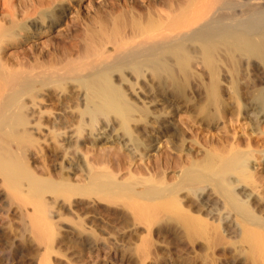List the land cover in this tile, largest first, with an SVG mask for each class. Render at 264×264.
Returning a JSON list of instances; mask_svg holds the SVG:
<instances>
[{
	"label": "bare ground",
	"instance_id": "bare-ground-1",
	"mask_svg": "<svg viewBox=\"0 0 264 264\" xmlns=\"http://www.w3.org/2000/svg\"><path fill=\"white\" fill-rule=\"evenodd\" d=\"M0 189L32 207L37 264L82 200L146 227L110 231L141 264L152 235L223 233L264 264V0H0Z\"/></svg>",
	"mask_w": 264,
	"mask_h": 264
},
{
	"label": "rangeland",
	"instance_id": "rangeland-1",
	"mask_svg": "<svg viewBox=\"0 0 264 264\" xmlns=\"http://www.w3.org/2000/svg\"><path fill=\"white\" fill-rule=\"evenodd\" d=\"M3 195H4V191L2 189H0V264H37L36 259L38 258L39 254L42 252L44 245H43V243H41L42 245L40 246L39 245L40 243H38L39 241L36 242V239L34 238V234H32L30 232L31 230H29L27 215L29 214V212H31L30 210L32 207L29 204H27V206L26 205L24 206L22 204V206H21V203H20V206L22 207V209L20 208L21 209L20 210L19 209L20 206L19 207L17 206L19 203L17 205H15L16 202H15V204L10 203L11 205L8 203V205H9L8 206L6 204L7 200L4 198ZM59 200L61 201L62 199H59ZM61 202L62 203H60V205L64 204L66 201L63 202V200H62ZM86 202H88V201L82 200L81 202H78V203L74 202L75 204L74 203L72 204L69 202L70 205L72 204L71 206L66 204V203H68V202H66L65 203L66 206L62 205L61 207L62 208L64 207V208L60 209L61 211L59 210L58 213H56L57 211L56 212L54 211L55 208H54V210H52V212L54 211L55 213L51 212V215L53 216L51 219L54 220V224L56 223L54 225V226H56V228L54 227L55 233L58 232L57 234L54 235V241L55 240H58V241H55L56 243L53 241L52 245H53V248H55V250L58 253L56 255L52 254V262L51 263L52 264H141L140 261H137L139 258L137 259L133 255V252H132L133 250L128 249L130 252H128V250H126L127 252H125V254L123 253V251H122L123 255L120 254L119 251H120V249L122 250L121 243H120L121 241L118 243L112 238L115 237V235H114L115 233L119 234L122 232H124L126 235L127 234H129V235L133 234L132 236H134V234H135V236L137 237L138 235L140 236L143 232L145 233L146 227H144V225L142 223L137 224V222H135V221H133V223L134 222L135 223L132 224L131 218H128V217H116V215H112L113 214L112 210H108V209L107 210H101V206H99L100 208L98 209V206L94 202L93 203L88 202V205ZM82 204H84V206ZM89 204H92V206L91 205L89 206ZM67 205L69 206V208ZM28 206L31 208H28ZM86 206L88 209L86 208ZM72 207L76 208L75 211ZM58 208H60V207H58ZM58 208H56V210ZM80 208L83 211H81ZM23 209H25V210H23ZM92 210L94 213H97V214H98V212L100 213V211H101V214L104 216L102 217V216H100L101 214H99L97 217V214H96V217H94L95 214L92 212ZM96 210H97V212H96ZM106 211H108V212H106ZM110 211L112 212V214ZM20 212H22V213H20ZM62 212L64 213V215ZM66 212H74L73 214L78 212L77 214L78 215L81 214V216H83V217L81 218V217L77 216L78 218H80L77 220V217H74L75 215L72 216L73 214L66 213ZM82 212L85 214L88 212V213H90V216L88 214L85 215ZM105 212L107 213L106 216H105V214H103ZM59 213H62V214H60V216H59L58 215ZM25 214H26V216H25ZM56 214L58 215V217L55 216ZM91 214H92V216H91ZM65 215H66V217H65ZM68 215H70V217ZM109 215L112 217H109ZM61 217H62V220H61ZM64 217H65V219H64ZM68 219H69V221H68ZM129 219L131 221H128ZM228 219L229 218L227 217V218L223 219L222 222H223V225H225V226L227 225V227L230 228V226H229L230 222H229V225H228V222H226V221H228ZM71 220H73L74 222H76L75 220H77V221L84 220L82 222L84 224L85 234H87L92 229H95L96 226L100 227L101 229L104 228L105 232L109 233V236L112 234L111 236H113V237L111 238V236H110L109 238L112 239V240L110 239L111 242H114V243L116 242V244H117L116 246H117L118 250L116 249V251H115L114 248L111 247V250L109 252L110 248L108 249L105 241L100 242L101 240L98 242V244H96V246H99L101 250L98 249V247H96L95 244L87 245L88 247L91 246L89 248L87 247L88 250L82 249L83 246L80 245V243H78V242H80L79 237L81 238V236H77L78 233L80 235V232H79L80 229H78V227L76 225L73 226V224H72L73 221L71 222ZM94 220H96V221H94ZM93 224H95V225H93ZM104 224L105 225L107 224L106 226L107 227L109 226V227L106 229L105 228L106 226ZM88 225L91 226V227L89 226V229H88ZM155 226L156 225H153L151 227V228H153L152 229L153 231L156 228ZM86 229H88L89 231ZM132 230H133V232H132ZM26 231H28V232H26ZM110 231L112 232L111 234H110ZM138 232L139 233L141 232V233L138 234ZM107 233H105L104 236H108ZM85 234H84V236H86ZM231 234H227V235L225 233L221 234L222 238L220 237L218 240L215 241L216 246H215V244H213L212 245L213 247L212 246L210 248L208 247L209 249L205 248L204 244H206V242H204L205 240L203 238H199V239H197L198 241L196 240L195 242L191 243V241L187 240L185 236L181 237V239H180L181 241L180 240L178 241V240L172 239L171 237H162L160 234L152 235V240H153L152 246L153 247L151 246V250H149L148 257L146 258V260L144 261L143 264H251L250 260L248 261L249 257L246 254L247 252L237 250V248L235 249V247L232 244V243H234V239H235L233 237L234 234L233 233H231ZM76 238H78L79 240L76 241L77 240ZM70 240L72 242L73 241L74 242L73 243L71 242V244H69ZM230 241H232V242H230ZM103 242H105V243H103ZM229 242H230V245H229ZM66 245H68L69 249L68 248L66 249V247H67ZM70 246H71V248H70ZM130 246H133V245L131 244ZM130 246H128V247H130ZM96 249L98 251H96ZM131 249H132V247H131ZM61 253H63V254H61ZM238 253H240V254H238ZM59 254H61V255H59ZM7 255H9V259L5 258ZM66 257H68V258H66ZM67 259L70 261H68ZM134 259H135V261H134Z\"/></svg>",
	"mask_w": 264,
	"mask_h": 264
}]
</instances>
